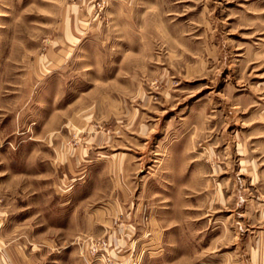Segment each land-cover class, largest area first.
Listing matches in <instances>:
<instances>
[{"label": "rangeland", "instance_id": "374dc122", "mask_svg": "<svg viewBox=\"0 0 264 264\" xmlns=\"http://www.w3.org/2000/svg\"><path fill=\"white\" fill-rule=\"evenodd\" d=\"M0 264H264V0H0Z\"/></svg>", "mask_w": 264, "mask_h": 264}]
</instances>
